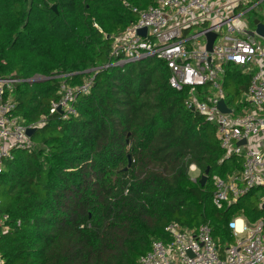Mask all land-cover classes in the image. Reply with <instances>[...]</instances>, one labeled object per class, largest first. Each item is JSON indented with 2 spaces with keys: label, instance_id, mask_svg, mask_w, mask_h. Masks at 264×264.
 I'll return each mask as SVG.
<instances>
[{
  "label": "trees",
  "instance_id": "trees-1",
  "mask_svg": "<svg viewBox=\"0 0 264 264\" xmlns=\"http://www.w3.org/2000/svg\"><path fill=\"white\" fill-rule=\"evenodd\" d=\"M156 2L0 0V80H19L7 95L25 126L46 118L32 138L35 149L15 153L0 176V211L9 216L0 239L6 264H138L153 242L171 243L172 223L209 225L225 250L233 242L232 218L264 217V189L222 209L214 205L212 177L240 173L243 160L228 156L217 127L187 108L188 91L170 87L164 61L105 68L113 63L111 37L137 21L133 9ZM249 15L250 26L264 23L256 10ZM93 69L76 116L51 115L61 82L81 85ZM251 77L227 66L228 105L241 103ZM36 78L42 80L31 82ZM40 132L49 136L35 141Z\"/></svg>",
  "mask_w": 264,
  "mask_h": 264
},
{
  "label": "built area",
  "instance_id": "built-area-1",
  "mask_svg": "<svg viewBox=\"0 0 264 264\" xmlns=\"http://www.w3.org/2000/svg\"><path fill=\"white\" fill-rule=\"evenodd\" d=\"M262 5L264 0H157L147 10L133 9L137 21L111 37L113 63L105 68H124L147 59L164 61L170 71V87L178 92L187 90V108L217 127V139L228 156L242 158L240 173L226 179L212 177L213 203L219 209L254 190L264 189V46L257 43L258 36L246 34L251 30L247 16L252 10L264 11ZM193 28L198 31L190 34ZM143 29L147 31L145 36L139 33ZM210 33L216 35L211 52L207 50ZM228 65L252 74L248 91L241 103H235V109L225 102ZM97 71L90 70L81 85L70 86L62 81L60 99L52 103L50 114L61 111L65 120L76 116L74 105L80 95L90 93ZM66 77L70 75L61 78ZM39 79L42 80L31 82ZM19 83L0 80V176L7 163L15 159V153H31L35 149L26 132L37 130L46 121L42 118L35 125L25 126L16 115L17 105L7 90ZM222 100L230 114L218 109ZM242 103L246 105L238 110ZM242 140H246V145L238 146ZM195 168L192 166L190 171ZM261 204L263 208L264 197ZM8 221L9 216L0 211V239L9 231ZM229 229L233 242L222 250L209 225L191 230L172 223L166 229L171 243L153 242L138 264H264V217L254 223L234 217ZM0 264H6L1 252Z\"/></svg>",
  "mask_w": 264,
  "mask_h": 264
},
{
  "label": "water",
  "instance_id": "water-1",
  "mask_svg": "<svg viewBox=\"0 0 264 264\" xmlns=\"http://www.w3.org/2000/svg\"><path fill=\"white\" fill-rule=\"evenodd\" d=\"M52 10L57 13V7L56 6H53L52 7ZM254 25H255V30L252 31H246V34L251 36V37H255V36H258L260 38H264V23H261L260 21L256 20L254 22ZM142 36H145L147 31L146 29H143L139 32ZM216 39V35L215 34H208L207 35V50L209 52L212 51V47H213V44H214V41ZM34 81H39V80H34ZM33 82V81H32ZM218 109L223 113V114H230L231 113V110L228 109L226 103L222 100L219 102L218 104ZM61 113V111H60ZM36 129H28L27 130V136L30 137V138H33L34 134L36 133ZM241 145H246V140H242L241 142L238 143V146H241ZM132 165V160H131V157L129 156L128 158V166L123 170V172H126ZM209 169L206 170L205 174L201 177V185L204 186L207 182H208V179H209ZM264 209V207L262 208Z\"/></svg>",
  "mask_w": 264,
  "mask_h": 264
},
{
  "label": "rangeland",
  "instance_id": "rangeland-1",
  "mask_svg": "<svg viewBox=\"0 0 264 264\" xmlns=\"http://www.w3.org/2000/svg\"><path fill=\"white\" fill-rule=\"evenodd\" d=\"M257 12H258V13H261V14L264 16V11L258 10ZM249 16H250V15L247 16L248 19H249ZM261 17H262V16H261ZM262 18H263V17H262ZM250 27H251V30H255V28H256L254 24H251ZM197 31H198V28H193L189 33H190V34H195ZM256 41H257V43H258L259 45L264 46V39H262V38H260V37H256ZM40 80H41V79H39V81H40ZM235 103H237V101H236ZM229 106L235 109V104H234V105H229ZM41 136H49V134H47V133H45V132H40V133L36 134V136L34 137V140H35V141L38 140V138H40ZM190 175H191V177H192L193 179H197V177L199 176V170H197L196 168H195V169H192V170L190 171ZM251 200L253 201L254 198H253V197L250 198V201H251Z\"/></svg>",
  "mask_w": 264,
  "mask_h": 264
},
{
  "label": "crops",
  "instance_id": "crops-1",
  "mask_svg": "<svg viewBox=\"0 0 264 264\" xmlns=\"http://www.w3.org/2000/svg\"><path fill=\"white\" fill-rule=\"evenodd\" d=\"M198 170V169H197Z\"/></svg>",
  "mask_w": 264,
  "mask_h": 264
}]
</instances>
